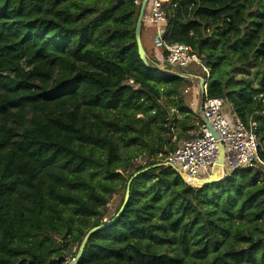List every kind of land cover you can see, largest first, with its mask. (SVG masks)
<instances>
[{"label":"trees","instance_id":"1","mask_svg":"<svg viewBox=\"0 0 264 264\" xmlns=\"http://www.w3.org/2000/svg\"><path fill=\"white\" fill-rule=\"evenodd\" d=\"M162 6L165 41L201 56L205 96L256 123L264 161V0ZM140 7L0 0V264H69L64 250L74 245L76 256L102 224L78 264H264V164L192 186L164 163L182 144L171 142L174 130L183 142L203 119L188 103L189 78L177 74L191 65L174 70L162 48L140 57ZM230 62L256 69L231 86ZM116 182L123 197L104 220Z\"/></svg>","mask_w":264,"mask_h":264},{"label":"built area","instance_id":"2","mask_svg":"<svg viewBox=\"0 0 264 264\" xmlns=\"http://www.w3.org/2000/svg\"><path fill=\"white\" fill-rule=\"evenodd\" d=\"M141 4L143 0H134ZM163 0H147L144 11L149 9L145 17L154 26V45L167 51L165 63L174 70L182 69L189 65L200 67L206 74L204 79L205 95L207 93V81L210 76V68L203 62L201 56L195 53L192 47L182 42H166L163 33L165 11L162 6ZM176 66V67H174ZM133 82V80H129ZM190 88L186 87L185 92ZM200 113L203 119L196 136L183 140L182 144L171 151L165 158L164 163L186 173L192 179H205L210 177L218 155V139L225 147V164L219 171V178H225L232 171L246 167L264 164L260 157V140L255 122L248 125L238 119L233 113L226 99L220 97L204 96L200 102ZM235 116L237 121L230 124L227 114ZM205 121L218 135L216 138ZM75 256L71 258L74 260ZM70 260V261H71ZM69 261V262H70Z\"/></svg>","mask_w":264,"mask_h":264},{"label":"rangeland","instance_id":"3","mask_svg":"<svg viewBox=\"0 0 264 264\" xmlns=\"http://www.w3.org/2000/svg\"><path fill=\"white\" fill-rule=\"evenodd\" d=\"M148 11H149V9L146 8V12H145L144 17H146L148 15V13H149ZM143 34H144V32H143ZM155 49L158 52L161 51L160 48H156V45H155ZM238 60H239V58H237L236 61H238ZM174 67H176V66H174ZM246 67H248V69L250 68L251 73H253L256 69V65H253L252 62H250V63L248 62L246 64L245 68ZM177 68L179 70H182L181 67H177ZM245 68H244V66H239V65H236L234 63L231 64V62L227 65V67L225 69V71H226L225 74H226L227 81H229V85L234 86L236 84L237 85L241 84L238 80L241 79L242 76H247V74H245ZM186 71L189 72L188 74L186 73L187 75L195 76V77H188L190 82L188 85L185 86V88L186 87L190 88L189 93L186 94L189 96L188 97L189 98L188 103H190V105L200 115L199 102H201L202 95H201L199 78H201V76L204 75V71L200 67H197L195 65H191V67H188ZM163 103L165 105H168V103H166V100H163ZM172 109L173 108L168 105L167 110L169 111V113L172 111ZM198 109H199V111H198ZM231 115H232L231 113L230 114L228 113L227 117L230 121V124L233 125V123H235L237 121V118L235 116H233V118H231ZM138 116H141V114H139ZM198 127L199 126L197 124V127L189 129L188 132L192 135L198 131V129H199ZM177 130H178L177 128L174 130L175 134L172 136L171 142H176V143H178V145H180L182 143V140L180 138L178 139V131ZM183 139H186V138H183ZM137 154L138 155L133 158V162L136 163V165L144 164L145 157L141 156V154H139V153H137ZM117 171H121V169L118 168ZM122 197H123L122 184L116 182L115 186H114V192L112 193V196L110 197L109 202L107 204L108 216H106L104 218V220H106L109 217V215L113 214L117 210V208L119 207V205L121 203ZM74 250H75L74 245H72V246H70L64 250L66 259L72 258ZM207 264H209V263H207Z\"/></svg>","mask_w":264,"mask_h":264},{"label":"water","instance_id":"4","mask_svg":"<svg viewBox=\"0 0 264 264\" xmlns=\"http://www.w3.org/2000/svg\"><path fill=\"white\" fill-rule=\"evenodd\" d=\"M146 2H147V0H143V2H142V5L140 7V12H139V15H138V19H137V22H136V29H135V36H136V41H137V46H138V52H139L140 57L143 60H145V61L147 60V57H146V50L144 48V45H143V42H142V38H141V25H142L143 14H144V9H145ZM177 74H179L181 76H184V77H195V76H189V75L184 74V73H177ZM199 81H200L201 95H202V98H204L205 90H206L205 86H204V79L199 78ZM205 122L209 126V128L212 131L213 135L216 138H218V135L213 130V128L210 126L208 121H205ZM217 143H218V155H217V159L215 161V165H214V168H213V171H212L210 177L205 178V179L196 180V179L189 178V176L186 173H184L182 171H179V173L181 174L182 178L184 179V181L186 183H188L189 185H192V186H204V185L211 184V183H217V182H219L222 179V178H219L218 175H219L220 169L222 167H224L226 152H225V147H224L223 143L221 142V140L218 139ZM131 180H132V178L129 180L127 188H126L124 202H123L121 208L119 209V211L117 212V214L115 215L114 219L117 218L120 215V213L122 212L124 206L126 205V203L128 201V198L130 196ZM102 226H103V224L102 225H98V226H94L86 233L85 237L83 238V240H82V242H81V244L79 246V249H78V252H77V254L75 256V259L71 260L69 262V264H78L79 259H80V257L83 254L84 246L86 244V241H87L88 237L90 236V234H92L94 231L98 230Z\"/></svg>","mask_w":264,"mask_h":264},{"label":"crops","instance_id":"5","mask_svg":"<svg viewBox=\"0 0 264 264\" xmlns=\"http://www.w3.org/2000/svg\"><path fill=\"white\" fill-rule=\"evenodd\" d=\"M143 32L144 34L142 33L141 38H142V42H143L145 50H147L148 52H154V54L158 53L157 51H155V45H154V28L149 22H146ZM158 55L161 57L159 53ZM200 105L201 104L199 102V109H200Z\"/></svg>","mask_w":264,"mask_h":264}]
</instances>
